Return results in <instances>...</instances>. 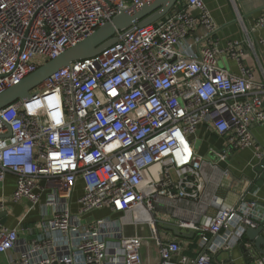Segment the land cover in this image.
I'll return each mask as SVG.
<instances>
[{
    "label": "built area",
    "instance_id": "obj_1",
    "mask_svg": "<svg viewBox=\"0 0 264 264\" xmlns=\"http://www.w3.org/2000/svg\"><path fill=\"white\" fill-rule=\"evenodd\" d=\"M147 1L0 0V93ZM262 29L264 10L250 32ZM217 32L204 0H178L166 19L117 32L100 54L0 110V184L12 175L10 200L29 203L25 216L40 207L42 218L26 228L37 233L20 249L17 230L0 223V254L18 252L7 264H144L141 248L150 241L157 264H225L215 255L239 245L264 264L246 240L258 227L264 238V205L241 195L233 205L210 196L204 206L205 170L218 165L189 141L210 128L224 142L214 157L251 149L264 169V147L252 134L264 123V81L247 64L264 40L222 42ZM223 57L237 64L236 74L220 67ZM177 208L192 216L181 219ZM103 210L112 216L89 219ZM160 226L192 232L194 256L181 255Z\"/></svg>",
    "mask_w": 264,
    "mask_h": 264
},
{
    "label": "crops",
    "instance_id": "obj_2",
    "mask_svg": "<svg viewBox=\"0 0 264 264\" xmlns=\"http://www.w3.org/2000/svg\"><path fill=\"white\" fill-rule=\"evenodd\" d=\"M204 3L217 25V37L222 42L226 40L245 41L247 36L252 41L258 39L264 40V29L250 32V27L264 10V0H204ZM255 51L257 53V60L249 52L247 54V64L253 68L256 79L264 81V45L257 46ZM225 59L226 61L222 62ZM220 61L222 62L220 67L228 72L233 74L238 72L237 64L234 61L226 57L221 58ZM252 134L255 144L264 147V123L254 126ZM189 141L196 154L202 157L208 155L210 157L208 161L217 162L218 165V170L215 172L211 169L205 170L209 179L204 190V206L211 203L210 196L221 198L226 203L233 205L238 202L241 195H245L249 199L253 198L261 205H264V169L258 166L259 163L254 156L253 150L246 149L239 152H229L224 160L218 159L212 155V152H220L224 142L222 139L216 137L210 128L206 127H200L195 135L189 137ZM197 141L200 144L196 148L195 143ZM225 171L229 172L227 176L224 174ZM81 186V182L76 184V195L80 194ZM13 191L14 177L8 175L5 181L0 184V203H2L0 213L3 215L2 224L9 229L17 230L20 249L37 233L36 230H33L31 234L26 231V228H36L38 226L42 220L41 209L37 206L25 216L24 214L28 210L29 203L26 201L12 202L10 199ZM104 211L108 216H112L108 210ZM177 211L181 219L192 216L191 211L186 209L177 208ZM206 212L211 214L214 210L209 208ZM196 215L201 216L200 213ZM169 216L172 215L167 214L166 217H162V224L164 226V223H170ZM23 218V222L19 225V222ZM164 226H160L159 230L163 232L170 231L172 237L182 246L181 255L194 256L197 246L194 236L191 238L177 237L170 229H165ZM145 230L147 231V229ZM138 232L140 236L146 237L149 235L142 234V231ZM247 241L253 245L256 255L261 256L264 254V246H260V250H257L253 242L248 239ZM251 252L253 251H248L245 246L239 245L228 251L217 253L215 259L225 264H255L250 256ZM17 253V250H15L4 255L0 254V264H7L10 258L17 256ZM141 255L144 264H157L159 262L157 249L152 241L142 246Z\"/></svg>",
    "mask_w": 264,
    "mask_h": 264
},
{
    "label": "water",
    "instance_id": "obj_3",
    "mask_svg": "<svg viewBox=\"0 0 264 264\" xmlns=\"http://www.w3.org/2000/svg\"><path fill=\"white\" fill-rule=\"evenodd\" d=\"M178 0H150L127 11H122L111 21L98 27L92 34L68 48L56 58L39 66L37 70L23 79L20 83L0 93V110L17 102L31 99L30 91L54 72L69 67L73 62L92 58L100 54L116 41V33L132 26L145 27L161 19H166L167 14ZM0 223L3 215L0 213ZM177 237L191 238L192 232H179L176 228H169ZM262 228L248 229L246 237L253 242L254 247L260 250L264 246L261 236Z\"/></svg>",
    "mask_w": 264,
    "mask_h": 264
},
{
    "label": "rangeland",
    "instance_id": "obj_4",
    "mask_svg": "<svg viewBox=\"0 0 264 264\" xmlns=\"http://www.w3.org/2000/svg\"><path fill=\"white\" fill-rule=\"evenodd\" d=\"M226 61L223 60L222 62ZM222 62L220 61V64L222 65ZM200 142H196L195 145H196V148L199 146ZM206 160H209L210 157L207 155L204 157ZM76 195V194H75ZM105 216H108V214L103 210V211H95V212H92L90 215H89V219L91 220H94V219H98V218H101V217H105ZM146 228H141L139 231H142V234H149L148 231L145 230Z\"/></svg>",
    "mask_w": 264,
    "mask_h": 264
},
{
    "label": "trees",
    "instance_id": "obj_5",
    "mask_svg": "<svg viewBox=\"0 0 264 264\" xmlns=\"http://www.w3.org/2000/svg\"><path fill=\"white\" fill-rule=\"evenodd\" d=\"M247 240V239H246Z\"/></svg>",
    "mask_w": 264,
    "mask_h": 264
}]
</instances>
